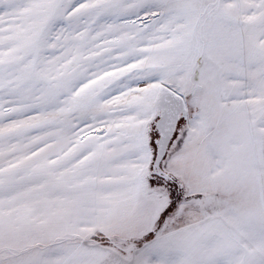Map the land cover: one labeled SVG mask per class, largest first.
<instances>
[{
	"label": "snow or ice",
	"instance_id": "snow-or-ice-1",
	"mask_svg": "<svg viewBox=\"0 0 264 264\" xmlns=\"http://www.w3.org/2000/svg\"><path fill=\"white\" fill-rule=\"evenodd\" d=\"M0 264H264V0H0Z\"/></svg>",
	"mask_w": 264,
	"mask_h": 264
}]
</instances>
